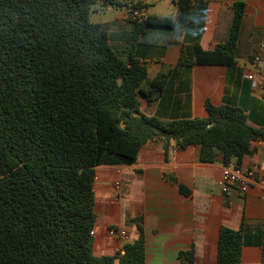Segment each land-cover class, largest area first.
<instances>
[{
	"label": "trees",
	"instance_id": "16d2710c",
	"mask_svg": "<svg viewBox=\"0 0 264 264\" xmlns=\"http://www.w3.org/2000/svg\"><path fill=\"white\" fill-rule=\"evenodd\" d=\"M177 16L143 14L135 40L148 28L202 32L208 0H173ZM145 13L143 0H0V264H145L142 217L138 239L114 255L95 256L94 177L99 166L136 162L142 146L170 142L201 147V161L221 154L241 167L251 142L264 141L238 106L206 102V118L163 121L140 114L165 89L161 74L149 90L147 68L123 60L104 27L90 20L94 6ZM245 4L222 8L213 50L185 44L178 64L236 62ZM140 18V17H139ZM264 96V81L261 84ZM243 235L222 227L217 264H240ZM179 264H194L180 251Z\"/></svg>",
	"mask_w": 264,
	"mask_h": 264
},
{
	"label": "crops",
	"instance_id": "0c3cea01",
	"mask_svg": "<svg viewBox=\"0 0 264 264\" xmlns=\"http://www.w3.org/2000/svg\"><path fill=\"white\" fill-rule=\"evenodd\" d=\"M150 13L165 0H143ZM171 18L177 16L176 7ZM196 1V0H195ZM243 2L245 10L236 62L232 65L178 64L185 44H199L213 50L222 8ZM202 32L148 28L135 40V22L126 19L129 9L105 8L102 25L110 45L123 60L130 57L147 68L141 88L147 91L161 74H170L162 94L151 101L139 95L140 114L163 121L206 118V102L240 107L248 122L264 123V0H208ZM118 9L120 11L118 12ZM141 16L138 19L141 21ZM258 59L256 61L255 59ZM252 76V79L249 78ZM168 155L158 141L141 147L132 165L99 166L94 180L96 224L93 234L95 256L114 255L139 237L134 219L142 217L145 264H179L180 251L193 250L194 264H217L222 227L240 230L243 247L240 264H264V141L251 142V152L241 167L253 170L261 179L241 194L225 200L219 179L225 165L221 154L213 162H202L201 147L184 150L170 142ZM234 164V160L231 162ZM119 189H115V185ZM123 229L129 239L109 235V228Z\"/></svg>",
	"mask_w": 264,
	"mask_h": 264
},
{
	"label": "built area",
	"instance_id": "2783aa9c",
	"mask_svg": "<svg viewBox=\"0 0 264 264\" xmlns=\"http://www.w3.org/2000/svg\"><path fill=\"white\" fill-rule=\"evenodd\" d=\"M139 17L140 12L138 10H133L128 12L125 18L136 22ZM255 60L258 61L257 58ZM249 78L252 79V76H249ZM95 179L97 178L94 177V180ZM260 179L261 178L253 170L236 167L234 164L230 163L223 166L221 177L219 179V186L222 195L225 200H227V198L232 197L235 192L244 194L253 183L260 181ZM115 189H119L118 184L115 185ZM92 234H94V232H92ZM109 235L118 237L124 241L129 239L128 234L123 229L116 227L109 228Z\"/></svg>",
	"mask_w": 264,
	"mask_h": 264
},
{
	"label": "rangeland",
	"instance_id": "374dc122",
	"mask_svg": "<svg viewBox=\"0 0 264 264\" xmlns=\"http://www.w3.org/2000/svg\"><path fill=\"white\" fill-rule=\"evenodd\" d=\"M101 10V6L99 4H96L94 6V10L90 14V20L94 23H98L100 18L103 15H100L101 13H97L95 11ZM174 7L169 0H165L162 4H159L156 6L155 10H150V13H157L158 15H166L164 17H171L173 13ZM120 9H118V12ZM146 11V10H145ZM101 16V17H100ZM109 15L107 14L106 16H103L104 18L108 17Z\"/></svg>",
	"mask_w": 264,
	"mask_h": 264
}]
</instances>
